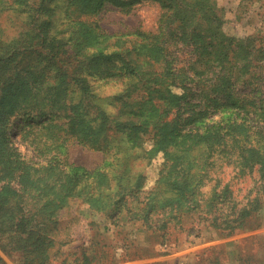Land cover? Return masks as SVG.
I'll list each match as a JSON object with an SVG mask.
<instances>
[{
    "label": "rangeland",
    "instance_id": "374dc122",
    "mask_svg": "<svg viewBox=\"0 0 264 264\" xmlns=\"http://www.w3.org/2000/svg\"><path fill=\"white\" fill-rule=\"evenodd\" d=\"M70 1L0 9V125L10 140L0 142V264H264V207L258 222L228 227L257 198L264 206L259 167L241 165L264 157L251 120L264 116V0H214L218 19L191 21L155 0L83 15ZM80 21L112 36L104 58ZM43 30L57 36L54 45H38ZM144 34L164 52L146 69H167L166 87L184 97L179 106L155 97L162 117L142 103L145 68L133 48ZM37 49L43 64L28 65ZM120 54L133 61L121 82L110 77ZM219 93L216 105L209 97ZM239 106L253 110L249 121L237 117ZM210 128L216 145L179 133ZM68 180L60 209L55 192ZM47 202L51 211L39 214ZM44 220L50 228L38 231Z\"/></svg>",
    "mask_w": 264,
    "mask_h": 264
},
{
    "label": "trees",
    "instance_id": "16d2710c",
    "mask_svg": "<svg viewBox=\"0 0 264 264\" xmlns=\"http://www.w3.org/2000/svg\"><path fill=\"white\" fill-rule=\"evenodd\" d=\"M30 1H34V0H0V9L4 10L9 4H15V5H19L20 7H22L24 4L29 5ZM139 1H143V0H71L70 4H69V11L71 12H79L80 15L83 14H92L95 12H99L106 4H111L114 6H118V7H126V6H130L132 5V3H136ZM158 2H161L162 5L164 7H166L168 9V11H173L174 15L178 14L179 12L182 13L184 15L185 19H182V21H191L193 18L198 17L200 15V17H205V15H211L214 16V18L218 19L219 15L217 13V5L216 2L214 0H155ZM38 3V1H36ZM50 2V0H40V3L42 5L41 8H43V6H45L46 3ZM39 3V5H40ZM31 6V5H30ZM33 7V6H32ZM73 8V9H72ZM71 9V10H70ZM191 15V16H190ZM48 22V21H46ZM81 27H83L82 31H83V37L87 38L89 36L92 37V39H94L97 47H99L100 51L98 52L99 54V58H104L105 54H106V50H110L112 48V36L106 35V33L104 32H98L95 27L90 26V25H86L85 23H83V21H80L79 24ZM125 37H127L126 35H123ZM130 36V35H129ZM140 36V35H138ZM205 34H203L201 31L196 32V35L194 36L195 40L199 43L201 41H204L205 39ZM57 39V36H55V34H52L50 32V30H43L40 31V39L38 41V45L42 46V45H54L55 44V40ZM155 38H151V36H147V35H143V41L141 42V44L139 45V47H134L133 50L138 49L137 57L135 59L134 64L138 67V68H145L144 71V75L146 77V83L144 84L145 90L144 93L142 95V103L147 105V103H152L155 99V97H162L164 99L165 102L168 103L169 106H179L181 104V101L183 100L184 97L180 96V95H176L172 92V90L169 87H166V85L169 82V74H168V70L166 69L165 73H160L157 71H152L149 69H146V65L151 64L152 61L154 60H160L163 58L164 56V52L162 49V46L157 44L155 41H153ZM127 41L125 40L124 45ZM122 44V43H121ZM115 45H120L119 43L117 44L115 42ZM221 47V46H220ZM218 48L217 50H215L214 54H220L221 53V48ZM54 50L51 49V51ZM133 50H128L127 52L130 53ZM213 54V53H211ZM42 55H46V53L44 52V50H31L28 57H27V64L31 65L32 64H37V67H40L39 64H43L44 60H41L40 57ZM51 55L50 51L49 53H47V56L45 57V59H47L49 56ZM104 56V57H103ZM118 57H121V61H122V65L120 67H115L113 73L110 75V77H115L119 82L123 81L125 78V73L124 70L130 66L132 63L129 61H132L129 57L127 56H122L117 55ZM224 56L227 58L229 57V50L226 51L224 53ZM133 62V61H132ZM102 60L100 59L98 64H102ZM132 69H136L135 67H131ZM173 82V81H172ZM224 88L227 86L226 82L224 83ZM222 91H225V89H222ZM173 93V94H172ZM156 94H158L156 96ZM221 93H219V95L215 96V97H209V99H212L214 104H218L219 101H221L220 98ZM225 95H227V93H225ZM232 95H229V97H231ZM246 102V100H243V103ZM236 104L240 103L239 100H237L235 102ZM158 105L153 104L152 108L154 110H156V115H158V117H162L165 113H166V109H162L163 112L161 113V109L157 107ZM35 107H32V109H34ZM36 109V108H35ZM253 110L249 109L248 107H240L239 106V111L237 112V117L242 118L244 121H249L250 120V112H252ZM27 113H29V109L26 111ZM242 112H247L241 115ZM251 120H253L254 122H258L256 129H258L259 132H261V134L264 136V116L260 117V118H254L252 117ZM71 129L73 130L75 127V124L71 123ZM8 124L4 123L0 125V142L2 144H5L6 142L9 143V131H8ZM181 132V134L184 137V141H190L193 142L197 145H200L202 143H207L210 142L214 145L215 142L213 143L210 139L211 136L216 135V132L213 128L208 129L205 133L201 134V133H195L196 131L194 129L189 130L186 133H183V131H179V133ZM252 143V142H251ZM211 147V146H210ZM8 150L11 152L13 151L12 147H8ZM260 150V149H259ZM241 165H242V170L243 172L246 171V169L249 170H253L256 169L257 167H259V170L262 173V176L264 177V157L262 155H253V156H246L242 161H241ZM75 176L73 177H79L80 174V168H75ZM72 177V178H73ZM69 180L67 182V186H65L62 191L55 192V195H59L61 199H63L62 203L60 205L57 206V208H64L66 207L65 205V201L64 199L69 196L68 193L63 192V190L67 189L69 187L68 185ZM63 193H65L63 195ZM227 193H229V188L228 186L225 187L224 189V195H226ZM178 202V206L181 207V202ZM51 206L52 203L51 202H47L45 205H43L42 207H37V211L39 214H41L42 212H44L45 208H47V211H51ZM263 203L261 202V200L259 198H257V200L254 201V203H251L248 205L247 208H245L244 210H240V212L242 211V215H240L238 217V222L236 221H229V226H232L234 228H240L242 229L244 226H248L250 221H246L244 220V218H248V216H251V218L253 220H257L258 222V216L260 214V211L263 208ZM44 215H42L43 217ZM236 222V223H235ZM260 224H257V226L259 227ZM37 229L38 231H42L44 232L45 229L50 228V223H48L47 221H40L37 224ZM27 230L29 231V226H27ZM30 239V235H27L25 238V242H27ZM37 239L39 241L45 240L46 237H44L42 234L38 235ZM50 246H53L55 244V239H49ZM66 244H68V241L65 242ZM64 243V244H65ZM63 244V245H64ZM48 254H50V252H48ZM0 263H4L3 259L0 257Z\"/></svg>",
    "mask_w": 264,
    "mask_h": 264
}]
</instances>
